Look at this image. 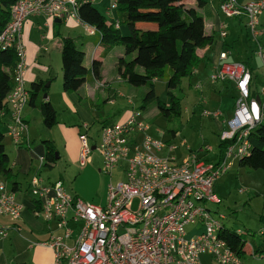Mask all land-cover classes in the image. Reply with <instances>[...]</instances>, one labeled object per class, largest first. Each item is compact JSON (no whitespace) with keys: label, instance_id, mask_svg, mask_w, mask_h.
Wrapping results in <instances>:
<instances>
[{"label":"built area","instance_id":"1","mask_svg":"<svg viewBox=\"0 0 264 264\" xmlns=\"http://www.w3.org/2000/svg\"><path fill=\"white\" fill-rule=\"evenodd\" d=\"M95 1L15 0L10 6L9 20L0 32V50H12L16 64L0 119L9 117L6 135L15 146L25 142L27 132L22 117L29 102L21 41L25 20L37 16L74 20L83 25L88 36H95L98 31L82 23L78 14L81 4ZM218 9L224 20L244 19L256 45L254 57L264 71V23L260 22L264 0L244 4L222 0ZM115 10L117 2L110 0L106 14L112 17L113 27L119 28ZM218 35L223 40L228 35L222 21ZM229 55V51L219 53L222 64L214 67L208 78L212 85L231 83L235 89L232 116L225 123L228 129L219 136L225 149L218 162L210 163L198 156L200 152L191 151L177 162L170 155L175 147L149 136V128L136 110L123 124L103 127L97 143L92 144L87 135L80 136L79 166L87 163L93 152L102 159V171L109 177L124 163V180L107 187L103 206L71 196L61 181L44 185L38 175L31 178L28 191L38 205L37 215L49 228V238L42 245L52 251V264H201L203 255L217 264H241L222 238L226 217L209 205L221 204L214 191L216 182L234 161L250 154V134L264 124V88L253 95L250 68L244 62H228ZM203 115L208 116L206 112ZM205 151L211 149L205 147ZM21 211L15 193L0 181V218L15 224ZM197 223L201 229L188 238L186 227ZM12 224L0 222V242L8 237Z\"/></svg>","mask_w":264,"mask_h":264},{"label":"crops","instance_id":"2","mask_svg":"<svg viewBox=\"0 0 264 264\" xmlns=\"http://www.w3.org/2000/svg\"><path fill=\"white\" fill-rule=\"evenodd\" d=\"M203 1L205 4H202L198 8L195 0H182V4L186 8L194 9L198 15L203 17L205 33L213 36V45L210 48L207 47L197 51L200 63L199 67L192 72V76L200 75V78H202V69L206 70V68H210L212 61L218 64L220 63L219 65H221L222 62L218 59L219 53L229 51L230 55L227 61L249 63L253 72L254 81L256 77L255 69L250 60L254 57L256 45L249 34L247 35V32L246 39L242 38L240 23H244L243 27L246 30L244 19L224 20L218 9L220 0ZM236 1L239 4H244L252 0ZM109 3L110 0H99L98 7L93 5L105 18L108 25L112 23V17L106 14V8ZM113 16L116 17V11L113 13ZM221 21L227 27L228 35L224 40L218 35V24ZM260 22L264 23V13L260 17ZM230 26L233 28L231 29ZM231 31L232 34L230 37ZM99 37L100 35L98 33L95 36H88L83 25L74 20H57L37 16L27 18L23 24L21 41L25 48V86L29 92L32 84H41L45 88L46 94L42 95L41 99L49 102L54 108L56 124L51 129L45 128L40 111L31 105H27L22 111L23 120L27 125L25 142L21 146H15L8 137V145L5 146V142H3L5 153L9 158L10 177L16 184L13 192L15 193L16 201L22 206V211L19 220L15 224H12L7 218H0V222L4 225L9 226L12 224L8 237L0 242V264L53 263L52 251L42 245L49 238V228L43 219L37 215L38 205L34 202L33 197L28 191L31 178L34 175L40 177V172L44 168L42 160L45 155V148L42 142L51 141L55 149L54 163L47 168H53L57 162L61 161H64L70 167H76L79 164L78 157L81 135H87L89 138V132L95 127L100 132L103 127L123 124L129 117V114H127L120 122L114 124L102 121L97 115L93 116L92 114L93 109L99 106V102L102 101L103 104L108 102L111 105L113 102L110 101L109 92H143L142 88H131V86L129 88V85L119 78L116 72V63L119 58L123 57L124 53L112 57L115 51L114 47L102 45ZM64 38L74 40L76 46L84 53L83 66L92 72L91 77L79 82L75 89L67 92L63 91L61 81L60 53L61 41ZM244 41L247 48L245 54H248V56L244 60H236L233 55V49ZM93 62L95 66H92ZM136 70L140 71V68ZM59 83L61 84L60 91H58ZM212 86L214 90L216 88L218 93L221 90L231 92V98L234 99L235 89L233 84L218 83ZM57 92H60L59 96ZM44 96L46 98H43ZM9 122L10 119L7 116L0 119V129L2 132V128L5 130L3 134H6L5 126ZM222 125L225 126V123H222ZM218 127L220 128L221 126ZM177 134L173 136L170 133L169 135L172 139H175ZM219 144L220 142H218V149L214 153L217 157L212 160L215 163L221 158ZM92 155L89 161H87L88 164L85 163L83 165L88 168L85 171L90 173L89 171H94L92 169L96 168L97 172H102V162H100L101 164L98 162L99 165H94ZM84 173L81 174V177ZM41 179L44 185L60 181V179L54 181L48 178ZM0 181L5 182L1 176ZM68 194L93 205L103 206L105 204V194L102 197L97 193L94 196ZM212 210L219 212L218 209ZM261 219L264 222V215L261 216ZM237 231L239 232V230ZM260 234H263L264 237V223ZM251 240L255 244H260L264 238H261L259 243H256L254 237ZM244 252V258L246 256H249L252 260L264 258L252 256L250 246H248V250L244 247Z\"/></svg>","mask_w":264,"mask_h":264},{"label":"trees","instance_id":"3","mask_svg":"<svg viewBox=\"0 0 264 264\" xmlns=\"http://www.w3.org/2000/svg\"><path fill=\"white\" fill-rule=\"evenodd\" d=\"M195 1L198 8L205 4L203 0ZM14 2L15 0H0V32L9 20V8ZM116 2L119 28H114L112 24L108 25L105 18L90 3L79 6V18L82 23L100 33L99 41L102 45L109 47L118 45L122 48L124 55L116 63V72L129 86L143 89L139 109L145 111L154 104L157 115L171 122L181 114V98L175 92L181 80L192 76V72L199 66L197 51L210 48L213 45V36L205 33L203 17L194 9L186 8L182 0H116ZM121 27L128 30L127 35H122ZM60 54L63 91L75 89L79 82L92 76V72L83 66L84 53L73 39H62ZM127 58L130 60L126 61ZM15 64L16 56L12 50H0V111L4 109L6 96L13 86ZM94 64L93 62L92 66ZM245 65L252 72L251 65L249 63ZM137 68H140V71H137ZM160 79L165 81L167 87V104L160 101L155 92V83ZM44 94L46 90L41 84H32L28 105L40 111L44 127L51 129L56 124V113L49 102L41 99ZM252 94L255 95L253 90ZM177 132L178 129L169 131L173 136ZM3 142L4 134L0 129V176L8 187L9 183L11 184L9 189L14 191L16 184L10 177L9 158ZM249 143L250 154L238 162L239 166L249 171L264 172V124L251 132ZM42 144L45 148L43 165L47 168L54 163L55 149L51 141H43ZM219 148L222 157L225 143H220ZM248 236L228 229L222 234V238L237 258H244L246 245L250 246L252 256L264 257V240L260 244H255Z\"/></svg>","mask_w":264,"mask_h":264},{"label":"rangeland","instance_id":"4","mask_svg":"<svg viewBox=\"0 0 264 264\" xmlns=\"http://www.w3.org/2000/svg\"><path fill=\"white\" fill-rule=\"evenodd\" d=\"M98 3L99 0H96L92 5L98 7ZM240 24L242 38L246 39L248 31L244 29V23ZM230 28L232 29L233 27L230 26ZM121 33L125 36L128 34V30L122 27ZM231 34L232 31L230 37ZM113 47L115 51L112 57L123 54L120 46L116 45ZM246 50L245 41L239 43L233 49L234 58L236 60L246 59L248 56V54H245ZM129 60L130 58L126 59V61ZM250 61L255 69L256 76L255 80L252 81V90L259 94L264 88V71L256 58L252 57ZM219 64L212 61L210 68L202 69V78H200V75H195L181 80L180 86L175 92L181 98V114L179 118L173 119L171 122L157 115V109L154 104L147 107L145 111L139 109L142 104L143 92H109L110 101L113 103L111 105L108 102L103 104L100 101L99 106L93 109L92 114L93 116L97 115L102 121L114 124L120 122L127 114L130 116L132 111L137 110L141 113L140 120L149 128L147 131L149 136L175 147V150L170 155L177 162L181 161L182 157L191 151L200 152L199 157L207 159L206 161L210 163H215L212 160L217 157L214 153L218 149L219 136L224 130L228 129L227 125L225 124L224 126L222 123H227L230 120L234 107V99L231 98L232 93L223 90L218 93L216 88L215 90L213 89L208 79L213 72V67H219ZM60 86L61 84L59 83L58 91L61 90ZM155 92L159 100L167 104V87L163 79L155 83ZM59 94L60 92H57L58 96ZM203 112H206L208 116H204ZM217 114H220V116H216ZM218 126L221 127L219 128ZM2 129L5 132L4 128ZM176 129L179 130V133L175 139H172L169 131ZM99 134L100 132L95 127L88 134L89 141L97 143ZM4 139L6 146L9 142L6 134H4ZM205 147L210 148L211 151H205ZM92 157L94 165H99L102 162L98 153H93ZM87 169L86 166H79V164L76 167H70L64 161H61L57 162L53 168L44 167L40 172V177L53 181L60 179L67 193L80 196H94L97 193L100 197L104 194L106 196L109 185L115 186L124 180V163L122 162L112 171L110 177L103 171L97 172L96 168H91L95 172L89 171L90 173L85 171ZM82 173L84 175L81 177ZM10 186L11 184L9 183ZM214 190L221 204L209 206L212 209H218V213L226 217L224 221L226 229L239 230V232L249 235L248 238L250 239L254 237L256 243H259V240L263 238V234L260 233L264 223L263 219H261V216L264 215V172L249 171L247 168L240 167L238 162L234 161L228 172L216 182ZM216 218L218 219V216ZM199 229H201L199 223L186 227L187 237L195 236ZM248 246H245L247 250ZM199 261L201 264H217L208 256H202ZM240 263L264 264V258L252 260L249 256H246L240 259Z\"/></svg>","mask_w":264,"mask_h":264},{"label":"water","instance_id":"5","mask_svg":"<svg viewBox=\"0 0 264 264\" xmlns=\"http://www.w3.org/2000/svg\"><path fill=\"white\" fill-rule=\"evenodd\" d=\"M43 98H46V96H44ZM94 149V148H93ZM57 157V156H56Z\"/></svg>","mask_w":264,"mask_h":264}]
</instances>
